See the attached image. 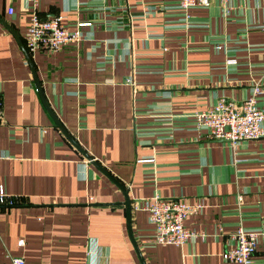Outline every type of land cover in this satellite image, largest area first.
I'll return each mask as SVG.
<instances>
[{
	"label": "crops",
	"instance_id": "obj_1",
	"mask_svg": "<svg viewBox=\"0 0 264 264\" xmlns=\"http://www.w3.org/2000/svg\"><path fill=\"white\" fill-rule=\"evenodd\" d=\"M30 11L0 0V186L14 199L0 203V264H236L221 252L264 215V136L230 145L193 113L254 85L264 109V0H38L81 39L28 53ZM153 194L201 202L183 220L199 235L154 242L132 207ZM250 264H264L262 237Z\"/></svg>",
	"mask_w": 264,
	"mask_h": 264
},
{
	"label": "built area",
	"instance_id": "obj_2",
	"mask_svg": "<svg viewBox=\"0 0 264 264\" xmlns=\"http://www.w3.org/2000/svg\"><path fill=\"white\" fill-rule=\"evenodd\" d=\"M31 11L28 16L25 32L24 46L28 53L36 50H56L68 43H77L81 37L77 29L69 30L60 22V16H39L36 7L38 0H29ZM226 6L228 0H219ZM210 0H177V6L187 9L194 6H207ZM7 12L12 11V6H7ZM77 24H88L78 22ZM264 32V21L257 25ZM233 62V58L226 60ZM129 78H127V81ZM261 92L259 85L251 88L247 97L236 101L218 98L205 108L193 113L196 128H203L205 135L210 138L225 140L230 145L242 139L264 136V109L256 104V96ZM2 116V96L0 87V117ZM152 156H141L139 162L152 161ZM88 199H93L88 196ZM0 203L13 204L14 199L6 195L0 186ZM201 202L187 203L179 197H162L153 194L133 202L134 209L147 212V220L153 229V241L159 244L181 245L197 232L185 227L184 218L196 212ZM258 237L264 239V215L257 228L246 229L238 225L231 233V243L221 252L223 260L236 264H250ZM21 239L18 240L20 244ZM91 252V251H90ZM9 264H24L20 256H9Z\"/></svg>",
	"mask_w": 264,
	"mask_h": 264
},
{
	"label": "water",
	"instance_id": "obj_3",
	"mask_svg": "<svg viewBox=\"0 0 264 264\" xmlns=\"http://www.w3.org/2000/svg\"><path fill=\"white\" fill-rule=\"evenodd\" d=\"M24 52H25V51H24ZM25 56H26L27 62H29L28 55H27L26 52H25ZM36 87H37V89H39L37 83H36ZM72 143L75 144V142H73V140H72ZM75 145H76V144H75ZM77 147H78V146H77ZM79 150L82 152V154H83L84 156H86V157L89 158L88 154H86L81 148H79ZM92 163L95 164L94 161H92ZM95 165H96L97 167H99L97 164H95ZM104 173H105V172H104ZM107 175H108V174H107ZM109 177H110V176H109ZM111 179H112V178H111ZM112 180H113V179H112ZM117 185H118V187L120 188V190L122 191V194H123V197H124V199H123V204H124V206H125L126 218H127V222H128V225H127V228H128V234H129V237H130V239H131V242H132V245H133L134 249L136 250L137 254H139V252H138V248H137V245H136V242L133 240V238H132V236H131V233H130V228H129L130 200H129V197H128V195H127V190H126L125 188H123L121 185H119L118 183H117Z\"/></svg>",
	"mask_w": 264,
	"mask_h": 264
}]
</instances>
